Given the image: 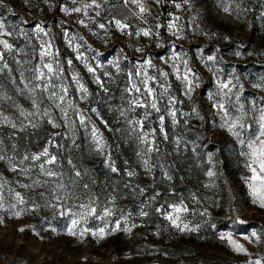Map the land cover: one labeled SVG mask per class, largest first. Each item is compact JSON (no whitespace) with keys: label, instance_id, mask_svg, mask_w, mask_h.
Instances as JSON below:
<instances>
[{"label":"rangeland","instance_id":"1","mask_svg":"<svg viewBox=\"0 0 264 264\" xmlns=\"http://www.w3.org/2000/svg\"><path fill=\"white\" fill-rule=\"evenodd\" d=\"M165 2L140 0L148 10L141 14L132 0H0V40L12 45L0 44V264H264V208L246 182L242 154L264 110V0H167L161 14ZM48 45L54 55L42 57ZM136 71L142 91L128 92ZM229 81L231 91L220 87ZM136 98L146 107H133ZM234 121L239 137L225 126ZM45 146L57 156L45 165L55 176L40 169L43 158L21 163ZM180 202L189 209L181 227L195 231L165 218ZM81 204L100 217L77 227L89 229L83 238L68 234ZM104 208L113 214L104 217ZM100 228L102 237L92 234ZM229 236L245 251H235Z\"/></svg>","mask_w":264,"mask_h":264},{"label":"snow or ice","instance_id":"2","mask_svg":"<svg viewBox=\"0 0 264 264\" xmlns=\"http://www.w3.org/2000/svg\"><path fill=\"white\" fill-rule=\"evenodd\" d=\"M26 2H27V0H26ZM132 2L136 3V4H139L140 13L141 14H143V13L148 11L146 8L143 7L142 4H140V0H132ZM157 2H159V0H157ZM185 2H187V0H185ZM93 4H95V0H93ZM90 6L91 5H85L84 7L88 8ZM176 7L179 8V7H181V5L177 4ZM228 10H229L228 8L224 9V11H226V12ZM61 11H64V12L67 13V12H69V9H67L66 7H61ZM71 11L81 12L82 9L81 8H74ZM97 14H99V13H97ZM175 20H178V18H174L173 21H170L168 23L167 27L169 29L176 28L177 25L175 23ZM80 23L83 24L84 22L80 21ZM115 23L120 28H126L127 27V25H122L119 20H116ZM100 27L104 28V25L101 24ZM157 27H159V25ZM3 29H4V24L2 22H0V33H2ZM36 29H37V31L43 32V28L39 24H37ZM6 34L7 35H11V33H6ZM137 34L138 35H143V36L152 35L150 30H144V29H141V31L139 33H137ZM0 44L3 45L4 49L10 50L12 48V45L9 44L7 40H0ZM50 48H51V45H48L46 47L42 46V51L40 53L41 56L42 57L53 56L54 54L49 50ZM137 50L140 51V49H137ZM236 55H240V53L237 52ZM77 58L78 59H82L81 56H78ZM2 59H3V55L0 54V60H2ZM214 59H215L214 56H209L208 57V60H214ZM68 63L71 64V60H69ZM146 63H148L149 65L151 64L150 61H146ZM186 66H187V62L185 61V67ZM4 67L6 68L7 64H5ZM42 68L46 69L48 73L56 74L52 63H45V64L42 65ZM117 70H119V66L118 65H117ZM0 71H2V69H0ZM88 71L89 72H94L95 69L92 68V67H89ZM191 72H192V70L188 69V73H191ZM133 75L140 76L141 73L139 71H136L135 73H129V82H130L131 87L129 89H127L126 91H128V92H133L134 91L135 93H140L142 91V89H141L140 86H138V84L134 80H132V76ZM163 75L166 76L167 74L164 73ZM44 76H45V72L41 70L39 72V75L36 77V79L39 80V79H41ZM151 79H153V78L152 77H148L147 74L145 73V79L143 81V91L149 97L153 95V89L149 86V80H151ZM182 79L187 82V85H188L187 92L191 93V91L193 90L192 87H191V85L193 83V80L189 79L188 75L183 76ZM193 79H195L194 76H193ZM77 82H79V81H77ZM99 82L100 81L97 78V83H99ZM229 83H230V81L228 83H220V87L222 89H228V91H231V89L229 88ZM80 89H81V91L83 93L87 92V89L82 84L80 85ZM52 95L55 96V93H52ZM225 95H227V93H225ZM60 99L63 100V97H60ZM131 103H132L133 107H146V103L143 100H141L140 98L133 99L131 101ZM219 107L221 109H223L224 105L220 104ZM151 108L156 110V111H159V109L157 108V104H156L154 99L151 102ZM194 111H195V109H194ZM23 114L24 113L22 112V115ZM28 115L31 116V115H33V113H28ZM145 115L147 116V113ZM171 115L175 116V113L173 112V113H171ZM4 119H5V121H8L7 117H4ZM163 119H164V117L161 116L160 117L161 122L163 121ZM80 120L83 123L84 117L80 116ZM8 122H10V121H8ZM48 122L51 123L53 125V127H58V125H56L52 120H49ZM136 123L140 124L141 127H143V124H142L141 121H137ZM238 123H239V121H234L232 123H229V124L225 125L228 128V130L230 132H232V134L234 136H237V137L240 136V133L234 131V129L236 128ZM239 126L241 128L244 127L243 124H239ZM12 127L15 128L16 125L13 124ZM33 127H35V125H33ZM258 127H259L258 134L255 136L254 139H251L246 144L248 151L246 153H242V154L247 157L248 163L246 164V167H248L249 171L251 172V175L247 178L246 182L248 183V186L252 189V193L255 196L256 200L259 202L260 206L262 208H264V110H261V115H260L259 120H258ZM93 135L94 136L96 135L95 130L93 132ZM148 136H149L148 133H144L143 134L144 142H147V143L151 144L152 142L148 140ZM52 143H53V141L50 140L49 144H52ZM240 143L243 145V144L246 143V141L241 139ZM148 150L152 151L153 149H152V147H149ZM42 158H43V162L40 163V165H39V167H40V169L42 171H45V165L46 164L51 165V164L56 163V161H57V156L56 155H51L50 152H49V148L47 146H45L41 152L33 153L30 156H25L23 158V160L21 161V163H23L24 160H29V159L31 161L37 162V161H41ZM0 159H3V157L0 156ZM145 165L147 166V161H145ZM115 170L116 169L113 168V171H115ZM22 171H27V170H22ZM45 174L48 175V176H55L56 175V173L54 171H51V170L45 171ZM77 175H79L78 172H77ZM128 175L132 176V175H134V173L133 172H129ZM208 175L211 176V175H213V173L209 172ZM25 187H27V186L25 185ZM85 187H87V186H85ZM15 195H16V198H17L18 202L23 204L24 201H23V198L20 196V193H16ZM2 207H3V204L0 203V208H2ZM13 207H15V205H13ZM79 207L81 209H83L84 212L78 218H73L71 220V226L68 228V234L69 235H73V236L79 235L80 238H83L84 235L87 232H89V229L82 228L79 231H77V227L82 222L83 223H87V218L88 217H96V218H100V217L97 215L99 210L96 207H91V206L85 205V204H81ZM169 207H170L171 210L168 211L167 213H165L164 215H165V218L167 220H169L170 223L174 227H177L182 232L183 231H195V229H190L187 224H184L181 227L182 215L189 211V209L187 208L186 205L183 204V202H180L178 204H172ZM157 211L160 212L161 209L158 208ZM20 214H21L20 212L14 213V215H16V216H19ZM64 214L65 213H62V215H64ZM112 214H113V212H112L111 208H104L103 211H102V215L104 217L111 216ZM141 215H147V213L141 212ZM241 223H243V221H241ZM133 227H135V225H133ZM119 228H120V223H119V221H117L116 227L113 228L111 231L115 232V231L119 230ZM20 231H24V229L21 228ZM124 231L130 232L131 229L130 228H125ZM92 234L102 237L105 234V229L104 228H100L98 230V232H93ZM256 235H257L256 232L252 233V236L255 237ZM221 238L223 239V237H221ZM228 239H229V243L232 245V247H233V249L235 251H237V252H244L245 251V248H244V246L242 244L238 243L235 240H232L230 236L228 237ZM245 239H247V237H245ZM255 264H261V261L257 260V261H255Z\"/></svg>","mask_w":264,"mask_h":264},{"label":"trees","instance_id":"3","mask_svg":"<svg viewBox=\"0 0 264 264\" xmlns=\"http://www.w3.org/2000/svg\"><path fill=\"white\" fill-rule=\"evenodd\" d=\"M167 2V0H165ZM244 1V0H243ZM166 2H165V7L163 9H161V14H164L165 10H166ZM173 6H170L169 8L171 9ZM87 86H88V82H87ZM89 87V86H88ZM114 97V96H113ZM111 102H113L114 104H117V101L116 100H111ZM113 114H110V116L112 117ZM23 137H21L22 139ZM80 157L84 160L83 163L85 164V166H83V170H85L86 173H90V168H88L86 166V162H85V157L83 154L80 155Z\"/></svg>","mask_w":264,"mask_h":264}]
</instances>
